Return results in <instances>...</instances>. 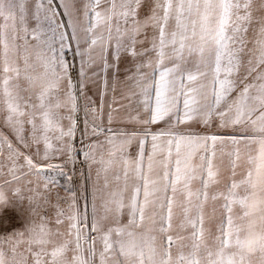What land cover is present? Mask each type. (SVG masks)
<instances>
[{
    "label": "snow or ice",
    "instance_id": "1",
    "mask_svg": "<svg viewBox=\"0 0 264 264\" xmlns=\"http://www.w3.org/2000/svg\"><path fill=\"white\" fill-rule=\"evenodd\" d=\"M256 12L254 15L253 0H0L3 122L25 148L43 143L42 157L39 147L33 155H24L0 133V154L6 147L8 174L13 180L19 181L17 172L25 166L27 174L44 180L45 189L55 183L50 172L65 175L62 165L47 162L53 158L49 133H59L55 139L62 147L55 151L67 153L69 161L73 158L70 140L76 122L72 120L65 131L56 111L62 106H70L72 113L77 110L78 96L72 91L65 60V50L71 49L72 42L76 43L77 55L87 56L89 65L99 59L105 71L110 67L109 56L119 61L121 54H127L134 63L140 58L142 62L135 63V73L129 77L139 90V106L147 114L137 122L169 125L168 131L160 132L145 127L142 138L135 132L106 137L107 155H101L99 161L97 145L89 144L84 157L100 164L98 178L104 173L103 213L97 211L93 200L89 220L87 205L82 210L73 196L67 212H57L58 225L63 223L61 217L68 220L66 233L53 232L41 219L23 231L3 235L0 264H29V256L31 264H97V257L98 264H264V0H259ZM253 26V47L247 53L246 74L242 75L246 37ZM147 43L150 48L144 47ZM21 50L25 79L37 93L38 104L25 105L19 94L17 58ZM33 54L36 63L30 64ZM186 56L192 58L191 67ZM145 57L151 58L143 62ZM37 64L42 71L34 74ZM145 68L150 71H142ZM81 75H85L83 67ZM248 77H252L251 82ZM65 81L69 91L61 100ZM233 92H237L235 98ZM85 107L86 114L90 111L93 115L91 132L98 135L104 129L96 123L97 109L90 102ZM173 119L176 125L196 120L208 126L219 120L222 128H244L239 136L228 138L232 145L228 155L233 158V176L237 162L247 158V176L239 182L234 180L226 194L211 196L212 200L222 197L228 212L226 224L221 220L219 234L211 244L205 234L204 206L209 185L217 175L213 163L216 145L225 143V137L171 131ZM111 120L109 115V123ZM25 124L31 126L30 142ZM149 137L150 152L146 150ZM133 139L137 140L138 153L129 160L125 151ZM21 156L24 165L17 164ZM117 166H122L124 183L112 190L108 173L119 181L120 175L113 171ZM154 174L158 178H153ZM196 180L200 187L193 191ZM10 185L8 180L0 185V213L13 206V198H24L21 188ZM27 199L34 215L39 214L40 199L47 201L39 192ZM234 204L245 210L241 219L247 218L246 224H234ZM177 208L182 213L178 228L190 230L187 237L174 238L171 234ZM125 209L127 223L121 224ZM58 236L62 239H54ZM185 240L190 243H183ZM177 241L181 243L174 256L172 248Z\"/></svg>",
    "mask_w": 264,
    "mask_h": 264
},
{
    "label": "rangeland",
    "instance_id": "2",
    "mask_svg": "<svg viewBox=\"0 0 264 264\" xmlns=\"http://www.w3.org/2000/svg\"><path fill=\"white\" fill-rule=\"evenodd\" d=\"M259 5V0H253V14L257 15L256 9ZM146 10V9H145ZM62 11V10H61ZM143 15V13L141 14ZM58 19H64L67 20V17H58ZM103 29H101L102 31ZM255 27L249 29V32L247 33V49L245 50V61H244V67L241 68V74L245 75L244 68L247 67V59L249 58L247 53L251 48L253 47V41H254V33H255ZM70 31V30H69ZM151 38V31L149 30V39ZM141 39H143V36H141ZM30 43L34 44L35 41H32L31 38H29ZM19 43L23 44V41H20ZM252 46V47H251ZM144 47L150 48V43H147L144 45ZM141 46L137 45V49L140 50ZM111 52V49L109 50ZM67 53L70 54L71 58H68ZM111 57V56H109ZM151 57H145L143 62H146L147 59ZM112 59V57H111ZM65 60L67 64L69 65V77L71 79V83L74 85V88L72 91L78 96L77 101V110L72 113L70 111V106L68 107H60L57 109L58 115L61 117L60 124L61 127L67 131V129L71 126L72 120H75L76 122V128L75 133L73 137L70 140V143L72 144V147L74 151L72 152V159L69 161L67 158V153L64 155H61L60 153H57L55 150L57 148L62 147V142L55 139V136H57L58 132L49 133V136L51 138V143L53 144V158L50 161L51 163L60 164L63 167V172L65 175H60L57 172H50L49 174L55 177V183L51 184L48 189L44 188V180L38 179L36 176L27 174V167H23L20 169L19 172H17V175L20 176L19 181H15L12 179V176L8 174V168L10 167V161L7 160L8 156V150L5 147L3 149V153L0 154V166H2V170H0V185H4L5 181H11V188L19 187L22 189V196L24 197L22 200L17 201L15 198H13V206L5 209L3 213H0V237L3 235H9L12 232H20L23 231L30 223L33 221L39 222L41 219L45 220L47 222V227L51 229L53 232H59V233H66L68 228V220L66 217H61L63 220V223L57 224V212L60 209L65 210L67 212L69 204L72 202L73 196H75L77 206L83 210L84 206L87 205V212L89 215V220H91V213H92V204L93 200H95V204L97 207V211L102 214L103 210L101 207L102 204V195H104V173L100 174V177L98 178L97 172L100 169L99 163H92L90 160L86 159L84 157V152L87 150V146L89 144H96L97 148L95 151L96 160L99 161L100 159V153L102 152L103 155H107L106 150L98 152V143L100 145V142L93 143V141H89L90 138L88 136L92 135L91 128H92V121H93V115L89 111L86 114V100L84 98V92H81V87H83V76L81 75V69L83 67V71L85 72L86 69L91 68L87 66H90L88 63L87 56H84L83 58L80 55L76 54V43L72 42L71 49L65 50ZM98 60V59H97ZM186 60L188 62V66L191 67L192 64V58L186 56ZM115 66L111 67V69H114L116 71H120L121 69L126 70L131 68L133 70V73H135V63L142 62L140 58H136L135 63L133 62V58L128 56L127 54H121V59L119 61H115ZM29 63H36L35 56L30 55L29 56ZM74 63L76 65V75L71 76L70 74V65ZM95 69L94 71L100 70V67H97V64L95 63ZM94 65V64H92ZM17 66L21 70V74L19 78L17 79V83L19 86V94L21 97H23V101L25 105L28 104H38L39 101L37 99V93L35 90L30 88L29 82L27 79H25L24 74V59H23V52L19 53V56L17 58ZM97 69V70H96ZM42 71V68L37 64L36 67V73ZM142 71L148 72L149 69L145 68ZM13 75V74H10ZM2 63H0V85H2ZM249 82L252 81V77H248ZM242 86V81L238 82V88ZM69 91L67 87V81H65L60 89V99H64V93ZM136 108H139L140 113L142 116L145 117L147 114L143 111L142 107L139 106V90L136 89ZM237 95V92L232 93V98H235ZM0 97H2V92H0ZM134 105V103H132ZM3 105L2 102H0V133H2L4 136H7L12 142L14 147L18 148L24 155H33L36 152L37 147L40 149V155L42 157L43 155V143H41L39 146L32 145L31 148H25L23 144H20L19 141L16 139V133L8 127L3 122ZM25 110H28L27 108ZM182 110V109H181ZM77 115V117H76ZM87 121V123H86ZM39 122V120H38ZM100 122V120H96V123ZM173 127H171V131L177 132V133H183V134H194V135H219L225 137V143L220 144L217 143L216 145V156L214 158V165H215V171L217 172V175L215 177V182L209 185V199L206 202L204 206V228L206 230V238L209 244L212 243L215 235L218 233V227L220 225L221 220L225 221L227 220L228 212L224 209L223 205L225 203L224 199L222 197L218 198L217 200H212L211 196L216 195L218 193H225L227 192V187L230 186V184L234 180L233 176V168H232V157H230L228 154L232 151V145L230 141L228 140L231 135L241 134L244 131V128L242 126H229V127H219V120L214 121L212 124H209L208 126H205L203 123H199L196 120L189 121L186 124H175V120L173 119ZM152 132H160V131H168L169 125L164 122H158L157 124H154L152 126ZM104 130L106 128L102 127ZM118 130H121L120 128H117ZM30 130L31 126L25 124V135L26 138L29 139L30 142ZM151 131V130H149ZM105 133H108V131H105ZM67 141V138H65ZM104 151V152H103ZM159 159V158H157ZM131 160V159H130ZM197 162L199 161V156L196 157ZM147 159L145 158V162ZM245 161V159H242V162ZM41 163H47L43 160H40ZM18 165H24V159L23 156L20 157V159L17 161ZM118 168L113 169V171H117ZM159 171V169H157ZM241 174H239L240 176ZM244 175V174H243ZM109 176V189L115 190L118 186L122 185L123 182L120 184V181L122 180V174H120V181L118 182L115 177L113 176L112 172L108 173ZM71 177V179H69ZM236 177V175H235ZM153 178H158L155 174ZM116 183V184H115ZM9 186H5V190H8ZM200 187V181L196 180L192 184V189L195 191L197 188ZM239 191V190H238ZM34 192L41 193L44 197H47V201L45 202L44 199H40L39 201V207H38V215H34L32 210L29 207L28 197L33 195ZM242 195L241 191H239ZM10 195H13L10 193ZM244 195V194H243ZM182 199V197H180ZM244 209L239 204L232 205V218L234 224H246L247 221L244 219L241 220L242 216H240V213L244 214ZM174 220H173V230L172 235L174 238L177 235H182L187 237L190 234V230L186 229L184 231H180L178 228V224L180 222V219L182 218V213L179 208L174 209ZM239 216H238V215ZM240 217V218H239ZM127 210L123 212V214L120 216L121 224L127 223ZM239 218V219H238ZM56 240L62 239V237H54ZM180 241H177V244L173 245L172 252L175 256L177 254L178 245L180 244ZM183 243H190L189 241L185 240ZM101 245L97 244V247L99 248ZM52 245H49V251H51ZM19 251L23 252L24 248L21 247ZM187 251V249H185ZM27 255V253H25ZM29 264H31V256L28 257ZM49 262L51 260L50 257H46ZM97 264H98V257H97Z\"/></svg>",
    "mask_w": 264,
    "mask_h": 264
},
{
    "label": "crops",
    "instance_id": "3",
    "mask_svg": "<svg viewBox=\"0 0 264 264\" xmlns=\"http://www.w3.org/2000/svg\"><path fill=\"white\" fill-rule=\"evenodd\" d=\"M96 62L99 63L96 68L100 67V70L96 69L97 71H94L96 65L94 64L87 66V68H91L86 69L84 72L83 95L87 105L90 102V106L97 109V120H100L98 124H100L101 127L106 128L98 135L92 134L91 136H88V138H90L89 141L92 140L93 143H96L97 141L100 142V145L98 143L97 149V151L100 152L102 149L105 151L108 147L106 137L114 135L120 136L121 134L131 135L135 132L140 138H142L143 129L147 127L152 132L153 125L145 126L141 122H137L138 120H143L144 116L141 115L139 108H136V94H133V92L136 93V88L134 81L129 80V77L134 74L133 70L131 68L126 70L121 69L120 71L111 69V67L115 66V62H113L111 57H109L110 67L107 71L104 70L103 64L99 59ZM105 81H107V86ZM132 103H134V105ZM109 115L112 117L111 123H109ZM146 118L147 116L145 119ZM117 128H120L121 130H118ZM109 129H111V131H108ZM105 131H108V133H105ZM239 135L240 134H236V136ZM146 150L149 152L151 151L150 137L148 138ZM137 153V140L133 139L132 143L125 151V158L129 160L135 159ZM101 154L103 155L102 152L100 155ZM104 156L106 157V155ZM242 159H245V161L242 162ZM242 159L237 162V166L235 168L236 177L234 176V180L236 182H239L247 176L249 167L247 158L242 157ZM146 163L147 161L145 162V165ZM116 168H118V170L116 169L117 171H115V173L123 175L121 170L122 166H117ZM239 174L241 175L239 176ZM234 180L232 179V181ZM122 182L124 183L123 176L120 184ZM122 186L123 184L120 185V187ZM239 191H241L242 195L244 194L243 189H239ZM243 215V213H240V216L243 217ZM244 220L247 221V218H244Z\"/></svg>",
    "mask_w": 264,
    "mask_h": 264
},
{
    "label": "built area",
    "instance_id": "4",
    "mask_svg": "<svg viewBox=\"0 0 264 264\" xmlns=\"http://www.w3.org/2000/svg\"><path fill=\"white\" fill-rule=\"evenodd\" d=\"M67 56H68V58H71L69 53H67ZM76 72H77L76 65L74 63H72L70 65V74H71V76L76 75ZM76 117H77V115H76Z\"/></svg>",
    "mask_w": 264,
    "mask_h": 264
}]
</instances>
